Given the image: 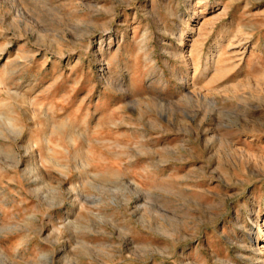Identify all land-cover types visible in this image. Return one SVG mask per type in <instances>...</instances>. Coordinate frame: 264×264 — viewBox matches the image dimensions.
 <instances>
[{
  "label": "rangeland",
  "instance_id": "374dc122",
  "mask_svg": "<svg viewBox=\"0 0 264 264\" xmlns=\"http://www.w3.org/2000/svg\"><path fill=\"white\" fill-rule=\"evenodd\" d=\"M0 252L264 264V0H0Z\"/></svg>",
  "mask_w": 264,
  "mask_h": 264
},
{
  "label": "bare ground",
  "instance_id": "6f19581e",
  "mask_svg": "<svg viewBox=\"0 0 264 264\" xmlns=\"http://www.w3.org/2000/svg\"><path fill=\"white\" fill-rule=\"evenodd\" d=\"M208 69V66H207V68H206V70ZM23 132V129L22 128H19V130H18V134H21ZM83 166L85 167L86 165L85 164H83ZM73 189H75L74 187H73ZM79 198V194H78V192L76 191V194H75V201H77V199ZM44 256H46L47 258H54V256H55V252L54 251H51L50 253L48 252V253H46V254H44ZM0 258H1V263L2 264H8V258H7V256H4L1 252H0ZM54 260V259H53Z\"/></svg>",
  "mask_w": 264,
  "mask_h": 264
}]
</instances>
